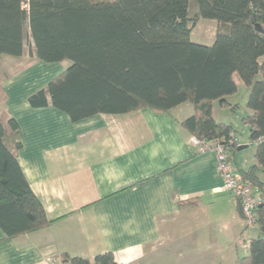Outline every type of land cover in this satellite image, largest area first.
Returning <instances> with one entry per match:
<instances>
[{"label":"crops","instance_id":"0c3cea01","mask_svg":"<svg viewBox=\"0 0 264 264\" xmlns=\"http://www.w3.org/2000/svg\"><path fill=\"white\" fill-rule=\"evenodd\" d=\"M68 65L0 57L3 107L20 129L17 160L50 221L13 238L0 229V264H70L61 255L92 259L103 252L120 264H238L247 254L238 239L258 229L246 228L237 201L221 189L213 153L190 146L180 122L192 105L76 122L51 105L30 106L28 96ZM228 100L237 103L235 94ZM224 110L235 113L215 103L214 118L226 121ZM243 126L236 139L245 147L230 152L237 173L256 164ZM257 175L264 182V170Z\"/></svg>","mask_w":264,"mask_h":264},{"label":"trees","instance_id":"16d2710c","mask_svg":"<svg viewBox=\"0 0 264 264\" xmlns=\"http://www.w3.org/2000/svg\"><path fill=\"white\" fill-rule=\"evenodd\" d=\"M0 0V57H18L29 31L30 56L69 65L28 96L32 107L51 105L74 122L95 114L138 108L168 112L188 102L193 113L180 125L206 143L224 142L231 153L237 131L213 116V105L235 112L229 96L247 89L249 140L256 164L241 170L261 199L258 234L238 264H264V0ZM200 19L217 23L211 45L193 42ZM0 73V229L6 238L49 224L17 160L20 129L3 107ZM259 140V141H258ZM231 155V154H230ZM232 158V156H230ZM237 211L242 217L241 205ZM70 264H120L111 252L92 259L61 255Z\"/></svg>","mask_w":264,"mask_h":264},{"label":"built area","instance_id":"2783aa9c","mask_svg":"<svg viewBox=\"0 0 264 264\" xmlns=\"http://www.w3.org/2000/svg\"><path fill=\"white\" fill-rule=\"evenodd\" d=\"M189 144L199 152L210 151L213 153L215 159L214 172L222 181L221 189L228 192L240 203L246 228H255V210L260 204L261 199L257 197L255 189L250 184L241 180L240 175L234 169L228 146L224 142L219 141L206 143L192 136L190 137ZM237 145H239L238 142ZM237 243L243 250L247 251L250 245V237H241Z\"/></svg>","mask_w":264,"mask_h":264},{"label":"rangeland","instance_id":"374dc122","mask_svg":"<svg viewBox=\"0 0 264 264\" xmlns=\"http://www.w3.org/2000/svg\"><path fill=\"white\" fill-rule=\"evenodd\" d=\"M193 5L196 6L194 0H191L190 8H193ZM216 30H217V23L215 20L200 19L199 22L192 29L190 33V38L193 42L203 45H211L214 41ZM24 35H25V47H24L23 55H30L29 49L32 45L29 36V31L26 26L24 29ZM245 89L243 86H240L235 94V99L236 102L238 103V108L236 109L235 113L234 114L230 113L227 110L223 111V116H225L226 121L232 122V124L234 125V129L237 131L238 135L240 136L246 133V129L244 128L243 123L241 122V116H244L246 111L245 101L247 98V94L244 92ZM217 109L219 108L217 107ZM218 118L219 119L217 120L220 121L221 117Z\"/></svg>","mask_w":264,"mask_h":264},{"label":"water","instance_id":"95a60500","mask_svg":"<svg viewBox=\"0 0 264 264\" xmlns=\"http://www.w3.org/2000/svg\"><path fill=\"white\" fill-rule=\"evenodd\" d=\"M245 146L243 145V146H239L238 147V150H241V149H243Z\"/></svg>","mask_w":264,"mask_h":264}]
</instances>
